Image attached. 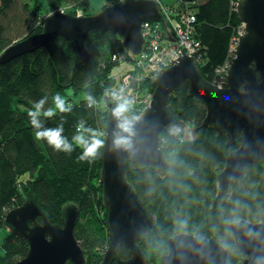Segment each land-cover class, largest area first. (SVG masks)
Listing matches in <instances>:
<instances>
[{
    "label": "trees",
    "instance_id": "1",
    "mask_svg": "<svg viewBox=\"0 0 264 264\" xmlns=\"http://www.w3.org/2000/svg\"><path fill=\"white\" fill-rule=\"evenodd\" d=\"M231 1L201 0L188 3V8L181 3L171 9L196 15L195 36L206 49L204 62L196 66L206 84L216 79L215 70L227 56L228 41L241 25ZM45 3L54 11L67 6L70 10L60 12L78 16L81 9L82 16L93 15L88 14L91 0H0V55L13 44L43 32L48 16L44 14L52 11ZM123 39L113 32L91 34L86 41L91 67L82 61L74 44L59 36L34 53L0 65V264H16L29 251L27 242L12 234L5 220L31 195L52 224L62 225L64 209L76 206L80 218L75 236L86 262L102 263L109 245L101 179L103 148L91 163L79 159L82 153L78 148L71 154L56 152L46 142L34 139L27 111L45 96L49 98L46 107L51 106L52 97L60 92L72 104V111L58 114L46 125L56 127L63 119L64 134L71 141L75 125L83 120L87 127L101 132L105 142L109 110L104 94L113 89L112 71L121 64L113 58L126 53V61H135ZM129 71L124 78L132 73ZM145 83L155 91L154 77L143 86ZM140 89L141 84L140 88L133 85L131 96ZM87 95L93 96L98 105L89 108ZM170 105L180 121L197 128L198 137L186 140L184 127H179L178 135L161 134V147L170 166L163 173L153 166L135 168L128 161L127 180L156 218L154 227L138 245L148 264H162L169 240L183 234L177 222L186 219L187 234L216 239L227 249L230 263L238 264L244 255L235 245L231 225L240 220L264 224V160L248 167L243 179L231 186L228 200L215 206L218 175L240 143L229 146L226 135L202 126L207 110L190 95L188 82L171 95ZM137 107L136 102L133 114L141 117L143 113H137ZM119 257L130 259V251L120 247Z\"/></svg>",
    "mask_w": 264,
    "mask_h": 264
},
{
    "label": "water",
    "instance_id": "2",
    "mask_svg": "<svg viewBox=\"0 0 264 264\" xmlns=\"http://www.w3.org/2000/svg\"><path fill=\"white\" fill-rule=\"evenodd\" d=\"M194 3L198 0H183ZM237 14L246 34L240 38L236 58L223 90L205 84L194 61L184 56L176 65L154 77L156 85L150 106L137 123L134 153L116 151L112 134L116 121L113 104L106 99L109 117L101 152L103 200L108 212L109 245L101 264H148L138 243L154 227L156 218L144 206L127 180L128 161L135 168L155 167L160 173L169 169L161 147V134L179 127L181 121L170 105V97L185 82L190 95L207 110L203 127H212L217 135H226L229 146L240 147L226 160L218 175L215 206L228 200L231 186L239 183L248 167L264 160V0H241ZM162 22L164 17L155 0H122L104 5L91 16L54 12L44 23L43 32L25 38L0 55V65L34 53L59 36L74 44L80 58L91 67L86 41L91 34L113 32L122 36L126 50L138 56L144 46L142 24ZM80 218L76 206L63 211V223L52 224L34 196L11 210L5 225L12 234L29 245L24 259L16 264H87L85 252L76 239ZM41 219V222L38 221ZM234 242L244 255L238 264H264V224L240 220L231 225ZM120 247L130 251L131 258L119 257ZM162 264H231L227 249L214 238L176 235L168 243V254Z\"/></svg>",
    "mask_w": 264,
    "mask_h": 264
},
{
    "label": "clouds",
    "instance_id": "3",
    "mask_svg": "<svg viewBox=\"0 0 264 264\" xmlns=\"http://www.w3.org/2000/svg\"><path fill=\"white\" fill-rule=\"evenodd\" d=\"M114 105L112 108V117L116 121L115 130L112 134V147L116 151L134 153L136 150L137 123L140 117L134 115V100L131 93L125 92V89H111L104 94ZM87 106L89 108L97 104L96 99L91 96H86ZM47 96L36 101L32 108L27 111V116L30 125L34 131V139L37 142H46L56 152L71 154L77 148L80 149L81 161L92 162L104 147V140L101 138L102 133L86 126V122L80 120L75 125V134L71 137V141L64 134V121L56 127H48L46 121L51 120L58 114H64L72 111V104L60 92H57L51 99V106ZM180 128L172 126L170 128L171 135H178ZM178 230L181 233H186L188 221L181 220L177 222Z\"/></svg>",
    "mask_w": 264,
    "mask_h": 264
},
{
    "label": "built area",
    "instance_id": "4",
    "mask_svg": "<svg viewBox=\"0 0 264 264\" xmlns=\"http://www.w3.org/2000/svg\"><path fill=\"white\" fill-rule=\"evenodd\" d=\"M159 4L160 12L164 17L162 22H144L142 24V35L144 37V46L142 52L138 56H134V60L138 63L137 72L143 71L146 76L155 77L158 73L167 70L178 62V60L187 55L190 57L195 65L202 64L206 49L200 40L195 38L197 30V18L191 11L176 13L162 5L160 1L155 0ZM241 0H232V10L237 11V6ZM186 10V9H184ZM81 17V16H79ZM246 34L245 26L241 23L237 35L233 37L232 50H228L224 62L215 70V80L210 84L218 89H225L227 87V76L232 67L233 61L236 58V51L240 38ZM174 36V37H173ZM130 54V52H128ZM128 54L114 56V61H126ZM133 73H128L124 78L123 89H130L132 93ZM141 76L136 79L140 83ZM153 95L149 99L148 105L138 101L137 113H143L150 106ZM136 103V102H134ZM143 104V106H141ZM98 105V104H96ZM141 106V107H140ZM142 114V115H143Z\"/></svg>",
    "mask_w": 264,
    "mask_h": 264
},
{
    "label": "rangeland",
    "instance_id": "5",
    "mask_svg": "<svg viewBox=\"0 0 264 264\" xmlns=\"http://www.w3.org/2000/svg\"><path fill=\"white\" fill-rule=\"evenodd\" d=\"M114 1L116 2V0H91L90 7L88 8V14L89 13L93 14V15L97 14L104 5H110ZM120 1H122V0H120ZM157 1H160L162 3V5H164L165 7H168L169 9H177V8L180 7L181 3L184 4V7H187L186 5L188 4V2H185L183 0H157ZM199 1L201 2V0H198V1L194 2V3L198 4ZM44 6L50 8L52 10V11H49L48 13L46 12L44 14V16L48 15L44 19V22H45V20L51 14H53L54 12L59 11V10L54 11L55 9L53 10V8L49 7L47 5V3H45ZM174 6L176 8H174ZM61 10L68 11V10H70V8H68L67 6H64V7H62ZM79 10L80 11L78 13V16L84 15V12H82L81 9H79ZM238 29L236 30L234 36L237 35ZM233 37L228 41V46L227 47H228V50H230V51L235 46L233 44V42H234ZM195 38H196V36H195ZM137 68H138V63L136 61H133V62L123 61V62H121V64L119 66L114 68L113 71H112V78L114 79L113 89H118L120 86H122L124 84V79H123L124 75L130 70L133 73L132 87H133V85L137 84V87L140 88V84H141V89L138 90L135 93L134 97L131 96L132 99L134 100V102H138L139 101L141 103V101H142V102H144V104L148 105V103H146V102L149 101V99L151 98V95H153L155 91L153 92V88H151L150 85H147L146 84L147 82L143 86V82L147 81L148 79L153 78V77L152 76H146V74L143 71L138 73L137 72ZM139 76H141L140 83H137L136 79H138ZM125 92L126 93L130 92V89L125 90ZM132 92H135V91L132 90ZM141 106H143V104H141ZM179 127H184L186 140H193V139H196L198 137L197 128H195L194 126H190V125L184 123L183 121H181V125Z\"/></svg>",
    "mask_w": 264,
    "mask_h": 264
},
{
    "label": "bare ground",
    "instance_id": "6",
    "mask_svg": "<svg viewBox=\"0 0 264 264\" xmlns=\"http://www.w3.org/2000/svg\"><path fill=\"white\" fill-rule=\"evenodd\" d=\"M239 3H240V2H239ZM185 56H187V55H185ZM183 57H184V56H183ZM183 57H181V58H183ZM187 57H188V56H187ZM181 58H180V59H181ZM189 58H190V57H189Z\"/></svg>",
    "mask_w": 264,
    "mask_h": 264
},
{
    "label": "flooded vegetation",
    "instance_id": "7",
    "mask_svg": "<svg viewBox=\"0 0 264 264\" xmlns=\"http://www.w3.org/2000/svg\"><path fill=\"white\" fill-rule=\"evenodd\" d=\"M38 221H40V222H41V219H39Z\"/></svg>",
    "mask_w": 264,
    "mask_h": 264
}]
</instances>
